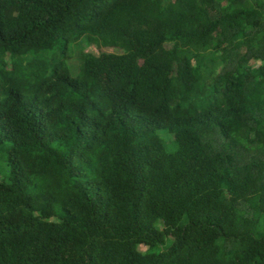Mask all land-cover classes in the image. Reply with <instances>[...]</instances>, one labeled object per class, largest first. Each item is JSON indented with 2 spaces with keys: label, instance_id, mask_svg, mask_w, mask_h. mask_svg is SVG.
I'll use <instances>...</instances> for the list:
<instances>
[{
  "label": "trees",
  "instance_id": "trees-1",
  "mask_svg": "<svg viewBox=\"0 0 264 264\" xmlns=\"http://www.w3.org/2000/svg\"><path fill=\"white\" fill-rule=\"evenodd\" d=\"M4 143L0 264H264V0H0Z\"/></svg>",
  "mask_w": 264,
  "mask_h": 264
},
{
  "label": "rangeland",
  "instance_id": "rangeland-1",
  "mask_svg": "<svg viewBox=\"0 0 264 264\" xmlns=\"http://www.w3.org/2000/svg\"><path fill=\"white\" fill-rule=\"evenodd\" d=\"M80 42H82V39L80 40ZM169 46L170 44H168L167 48H169ZM73 48L74 46L71 48L70 52L68 53L71 57H69L68 60H66V63L71 69V75L79 76V70H78L79 63L77 59L75 58L76 51H74ZM84 52H92L94 54H98L100 52H114V49L111 48L110 46H105L104 44H101L100 46L91 45V46L85 47ZM119 53H121V51H119ZM160 136L166 142V144L172 142V137L168 135L165 131H161ZM170 146H171V143H170ZM8 147L9 145L5 143L3 145H0V181H6L7 176L9 174L8 167L6 165V150Z\"/></svg>",
  "mask_w": 264,
  "mask_h": 264
}]
</instances>
